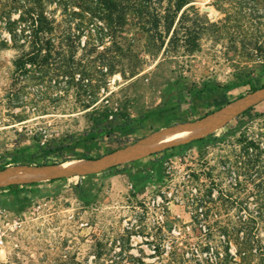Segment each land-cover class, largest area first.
<instances>
[{"label":"rangeland","instance_id":"1","mask_svg":"<svg viewBox=\"0 0 264 264\" xmlns=\"http://www.w3.org/2000/svg\"><path fill=\"white\" fill-rule=\"evenodd\" d=\"M24 1L42 2L66 37L50 62L72 54L102 76L92 91L76 84L80 72L69 83L68 76L38 78L36 65L22 71L16 61L32 48L13 45L2 29L0 168L97 158L203 117L213 93L246 94L248 81L264 84V0H191L169 32L158 21L167 0H13ZM23 8L12 6L10 19ZM213 132L112 172L0 186V264H172L171 252L196 240L201 225L259 212L255 237L264 247V100ZM194 199L212 206L199 224ZM263 256L250 264H264Z\"/></svg>","mask_w":264,"mask_h":264},{"label":"trees","instance_id":"2","mask_svg":"<svg viewBox=\"0 0 264 264\" xmlns=\"http://www.w3.org/2000/svg\"><path fill=\"white\" fill-rule=\"evenodd\" d=\"M15 1L19 2L20 0ZM111 1L112 3H114L113 0ZM167 1L168 5L166 7V12L163 17H161V19H159L158 21H163V26L165 27L166 31L169 32L180 10L187 3L191 2V0ZM33 2L34 1L27 3V1H24L21 5H18L13 2V0L9 2L8 0H0V48L8 46V39L6 37H2L1 35V30L7 29L10 32V40L13 45L28 44L32 48V50L27 51L18 57L16 61L18 69L22 71H27L30 70L28 64H30V66L36 65V67L38 66L39 68L36 71H42L38 78L48 75L50 77L49 80L51 81L52 79H54V77L68 76L69 83L74 82L76 74L80 72V77L78 78L77 83L75 82L78 86L85 87V89L91 88L92 91L99 88V84L93 82V80H96V82L100 81V76H102L101 70L97 69L96 66L91 67L86 63H83L81 60L76 61V59L72 57V54L68 59L64 58L60 60L58 64L49 61V56L51 55L52 47L57 42H63V39H66V37L64 36L62 38L61 35L58 33L56 20L52 15H50L46 11L45 5L42 2ZM98 2L101 4L103 1L98 0ZM12 6L15 8L24 7L19 19H10V12ZM184 14L185 10L180 15L178 23L185 24V22H187V19L184 18ZM192 24V26L195 28V23ZM189 34L190 32H188L186 36L189 37ZM195 38L197 37L195 36ZM104 64V61H102L101 66H103ZM248 84H250V88L247 93L254 92L257 90V88L259 89L264 87V84L257 86L253 83V81H248ZM215 90L217 89H214L213 91ZM83 105H86V102H84ZM253 108V105L249 106L244 111H242L241 114H245ZM208 112L209 111L203 113L200 116L208 114ZM239 116L240 113L235 117V119ZM191 119L194 118L187 117L186 121ZM213 134L214 132L212 131L207 136ZM204 137L205 136H202L194 140H199ZM141 138L130 140L128 141V144L134 143L140 140ZM259 141L260 140L251 141V146L253 147V150H257L261 147ZM14 162L15 161H10L8 162V164H13ZM5 166L1 167L0 170L9 167ZM115 168L116 165H112L108 167L106 171L112 172L113 170H115ZM30 182L34 183L36 181ZM23 184L25 183H9L7 185L0 186H8L9 191H12L16 190V188L22 186ZM204 202H206V200L197 201L194 199L191 203L197 213V215L194 216L193 221L198 224L200 223V219H198V217L202 215L204 217L202 219L206 221V217L208 216L205 215L207 213L206 209L210 210L212 207H207ZM199 208H202L200 212H198ZM204 208H206L205 211ZM260 215L261 213L259 212L252 218L248 216L238 217V220H236V222L233 224L215 225V222H213L207 223V225H201L199 227V233L196 234V240H194L195 238L192 239L193 241L189 240L192 237H188L190 235H187L186 238L188 237V240L186 239L185 241H183V244L186 245V248L179 247L171 252L170 259L172 264H250L253 257L258 256L261 253L264 255V247L262 243L257 241L255 237L257 235L258 230L256 226V217H259ZM202 230H204V232ZM232 243H235L237 249L235 254H232L230 251V245ZM237 256L240 261H238V259L236 258ZM262 259L264 260V256L262 257Z\"/></svg>","mask_w":264,"mask_h":264},{"label":"bare ground","instance_id":"3","mask_svg":"<svg viewBox=\"0 0 264 264\" xmlns=\"http://www.w3.org/2000/svg\"><path fill=\"white\" fill-rule=\"evenodd\" d=\"M264 99V87L235 97L232 101L196 120L174 124L151 132L146 137L119 147L97 158L66 160L57 164L39 166H10L0 170V185L12 182L40 181L72 174H87L103 170L133 157L149 154L179 142L202 137L225 125L249 106Z\"/></svg>","mask_w":264,"mask_h":264},{"label":"crops","instance_id":"4","mask_svg":"<svg viewBox=\"0 0 264 264\" xmlns=\"http://www.w3.org/2000/svg\"><path fill=\"white\" fill-rule=\"evenodd\" d=\"M258 89V88H257ZM214 94V97H213V99H212V102L210 103V104H212V108L211 109H209L208 111L209 112H211V111H214V106H215V104H218V105H220V106H222V105H224V104H226V103H228V102H230V101H232L233 99H235V97L237 98V97H239V96H242V95H244V94H238V95H233L232 93H230V92H224V93H213ZM263 101V100H262ZM258 104V103H257ZM257 104H255V105H253V106H256ZM207 112V111H206ZM205 112V113H206ZM208 112V113H209ZM192 120V119H191ZM154 131H157V130H154ZM154 131H152V132H154ZM151 133V132H150ZM149 133V134H150ZM149 134H147V135H149ZM147 135H145V136H143V137H146ZM142 137V138H143ZM99 157V156H98ZM96 173V172H95ZM89 174H92V173H89ZM82 175H88V174H82Z\"/></svg>","mask_w":264,"mask_h":264},{"label":"water","instance_id":"5","mask_svg":"<svg viewBox=\"0 0 264 264\" xmlns=\"http://www.w3.org/2000/svg\"><path fill=\"white\" fill-rule=\"evenodd\" d=\"M264 100V99H263ZM166 148H168V147H166ZM163 150V149H162ZM115 166V165H114ZM100 172V171H99ZM80 175H82V174H80ZM25 183H27V182H25Z\"/></svg>","mask_w":264,"mask_h":264}]
</instances>
